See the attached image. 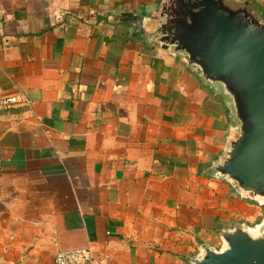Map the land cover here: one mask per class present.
Listing matches in <instances>:
<instances>
[{
    "label": "crops",
    "instance_id": "obj_1",
    "mask_svg": "<svg viewBox=\"0 0 264 264\" xmlns=\"http://www.w3.org/2000/svg\"><path fill=\"white\" fill-rule=\"evenodd\" d=\"M160 0H0V264L90 249L105 264H188L259 207L203 174L228 113L123 13ZM264 13V0H251Z\"/></svg>",
    "mask_w": 264,
    "mask_h": 264
},
{
    "label": "water",
    "instance_id": "obj_2",
    "mask_svg": "<svg viewBox=\"0 0 264 264\" xmlns=\"http://www.w3.org/2000/svg\"><path fill=\"white\" fill-rule=\"evenodd\" d=\"M129 33L154 53L178 59L219 100L230 130L220 156L203 171L264 208V17L251 0H160L123 13ZM188 264H264V216L218 230Z\"/></svg>",
    "mask_w": 264,
    "mask_h": 264
},
{
    "label": "built area",
    "instance_id": "obj_3",
    "mask_svg": "<svg viewBox=\"0 0 264 264\" xmlns=\"http://www.w3.org/2000/svg\"><path fill=\"white\" fill-rule=\"evenodd\" d=\"M22 102L17 96H8L0 99V109L9 110ZM51 264H105L103 260L96 259L90 249H76L57 252Z\"/></svg>",
    "mask_w": 264,
    "mask_h": 264
},
{
    "label": "rangeland",
    "instance_id": "obj_4",
    "mask_svg": "<svg viewBox=\"0 0 264 264\" xmlns=\"http://www.w3.org/2000/svg\"><path fill=\"white\" fill-rule=\"evenodd\" d=\"M259 209H260V216H259V218H262L264 216V208L259 207Z\"/></svg>",
    "mask_w": 264,
    "mask_h": 264
},
{
    "label": "trees",
    "instance_id": "obj_5",
    "mask_svg": "<svg viewBox=\"0 0 264 264\" xmlns=\"http://www.w3.org/2000/svg\"><path fill=\"white\" fill-rule=\"evenodd\" d=\"M263 17H264V13H263Z\"/></svg>",
    "mask_w": 264,
    "mask_h": 264
}]
</instances>
